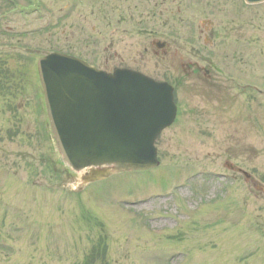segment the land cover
Here are the masks:
<instances>
[{"label": "rangeland", "instance_id": "374dc122", "mask_svg": "<svg viewBox=\"0 0 264 264\" xmlns=\"http://www.w3.org/2000/svg\"><path fill=\"white\" fill-rule=\"evenodd\" d=\"M114 2L0 0V264H264V2L182 0L183 23ZM54 50L174 86L157 167L85 184L63 161L38 72Z\"/></svg>", "mask_w": 264, "mask_h": 264}, {"label": "water", "instance_id": "95a60500", "mask_svg": "<svg viewBox=\"0 0 264 264\" xmlns=\"http://www.w3.org/2000/svg\"><path fill=\"white\" fill-rule=\"evenodd\" d=\"M38 72L58 150L86 172L83 183L158 166L155 140L177 111L171 85L128 69L108 73L60 52L40 58Z\"/></svg>", "mask_w": 264, "mask_h": 264}, {"label": "flooded vegetation", "instance_id": "af4514ba", "mask_svg": "<svg viewBox=\"0 0 264 264\" xmlns=\"http://www.w3.org/2000/svg\"><path fill=\"white\" fill-rule=\"evenodd\" d=\"M131 1L132 0H115V2H114V4H113V9L114 10H116V11H122V10H125V6L127 5V6H130L131 5ZM142 1H144V5H145V7H146V11L147 12H150V8H157L158 6H160V5H163V4H165V6L167 7H169L170 5H174V7H175V11H176V13H178V14H180L179 15V21H180V23H183V16H182V8H181V2H182V0H161L160 2H158L157 0H142ZM195 2H197V0H192V2H191V6H190V11L191 12H195V10L197 9V4L198 3H195ZM242 2L244 3V5H247V3H246V1L245 0H242ZM167 3H169L168 5H167ZM163 7V6H162ZM127 8H129V7H127ZM126 8V9H127ZM216 8V7H215ZM215 8L214 9H212L211 11H212V13L214 12L215 13ZM224 10H225V8H223ZM163 10H164V8H160V10H159V16H161V13L163 12ZM149 16V15H148ZM194 16V15H193ZM208 17V16H207ZM149 18H150V16H149ZM185 19V18H184ZM191 19H192V17H191ZM208 22L209 23V25L207 26V29H203V30H201L199 33H200V37L201 36H204V37H206V31L207 32H209V36L211 35V36H214V34H215V32H214V30L213 31H211L210 29H212V27H213V22L211 21V20H204V19H202V22ZM208 38V37H207ZM210 40V39H209ZM211 42H212V40H210ZM155 43H156V45L159 47V48H165L166 47V44L165 43H163V42H159V41H155ZM180 56V55H179ZM202 69V66H199L198 64H196V63H194L193 65H192V72H194L193 74H194V76H196V75H199V72H200V70ZM206 73H209V71L207 70L206 71ZM233 167V166H232ZM234 169H235V171L236 172H239V170L237 169V168H235V167H233ZM245 175V174H244ZM246 178H247V180H250L251 179V176H248V175H246Z\"/></svg>", "mask_w": 264, "mask_h": 264}, {"label": "trees", "instance_id": "16d2710c", "mask_svg": "<svg viewBox=\"0 0 264 264\" xmlns=\"http://www.w3.org/2000/svg\"><path fill=\"white\" fill-rule=\"evenodd\" d=\"M104 256H105L104 249L103 250L101 248L94 249L89 254H87V256L85 257V259L83 260L81 264H97V261L99 258L105 261V258H103ZM103 261H102V264H104Z\"/></svg>", "mask_w": 264, "mask_h": 264}]
</instances>
